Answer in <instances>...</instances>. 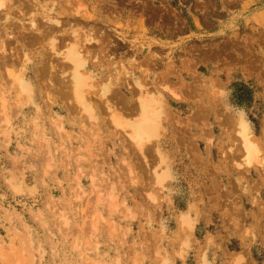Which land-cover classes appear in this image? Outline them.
Returning <instances> with one entry per match:
<instances>
[{
    "label": "rangeland",
    "instance_id": "rangeland-1",
    "mask_svg": "<svg viewBox=\"0 0 264 264\" xmlns=\"http://www.w3.org/2000/svg\"><path fill=\"white\" fill-rule=\"evenodd\" d=\"M263 152L264 0H0V264H264Z\"/></svg>",
    "mask_w": 264,
    "mask_h": 264
},
{
    "label": "bare ground",
    "instance_id": "bare-ground-1",
    "mask_svg": "<svg viewBox=\"0 0 264 264\" xmlns=\"http://www.w3.org/2000/svg\"><path fill=\"white\" fill-rule=\"evenodd\" d=\"M78 79V78H77ZM76 82H77V80H76ZM79 83H80V81L77 83L78 85H76L77 87L79 86ZM142 95V94H141ZM145 95V94H144ZM143 95V96H144ZM147 95H148V93H147ZM147 95H145V96H147ZM75 96H76V94H75ZM79 95L77 94V96L76 97H78ZM75 97V98H76ZM144 105H142L141 107H143ZM144 122V121H143ZM149 123V122H148ZM144 124L145 125H147V121L146 122H144ZM151 124V123H150ZM150 124H148V126L147 127H149L150 126ZM145 125H142V126H140L139 125V127L137 126L136 127V129H135V133L137 134V136L140 138V134H141V129H142V127H145ZM145 129H146V127H145ZM148 129V128H147ZM145 131V130H144ZM149 131V130H148ZM242 133H243V140H244V145H243V150L245 151V152H247L246 153V155L248 156V157H252L253 155H258L259 154V151H257L258 149H256L257 147H255V144H254V142L252 143L251 141H250V136L247 134V132L245 131V130H242ZM135 134V135H136ZM143 134V133H142ZM145 134V133H144ZM133 136H134V134H133ZM142 136V135H141ZM135 139V138H134ZM138 139V138H137ZM145 139V138H144ZM136 142H139V141H137V140H135ZM135 142V143H136ZM140 145L139 146H141V144L142 143H139ZM138 146V147H139ZM264 153V152H263ZM260 157V156H259ZM263 158H262V160L264 161V155L262 156ZM261 160V161H262Z\"/></svg>",
    "mask_w": 264,
    "mask_h": 264
}]
</instances>
